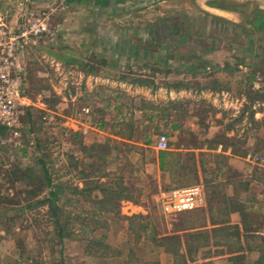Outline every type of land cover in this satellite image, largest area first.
I'll return each instance as SVG.
<instances>
[{
    "label": "rangeland",
    "instance_id": "374dc122",
    "mask_svg": "<svg viewBox=\"0 0 264 264\" xmlns=\"http://www.w3.org/2000/svg\"><path fill=\"white\" fill-rule=\"evenodd\" d=\"M23 4L44 13L47 29L24 47L22 64L31 102L24 127L17 136L0 133V264H160L164 252L174 257L169 264H182L181 238L191 240V247L221 243L227 245V251L243 244L248 254L234 264H264V196L246 204L247 210L237 204L244 222L240 240L231 235L233 225L212 234L198 230L195 237L190 236L196 231L193 229L205 224L201 207L208 197L218 208L219 219L236 207L225 197L229 183L236 181V187L242 189L250 179L251 191L264 193V92L252 88L263 74L249 75L247 71L244 79L236 78V106H227L223 102L233 100L235 93L216 81L212 101L200 89L170 100L168 91L160 89L169 83L164 69L133 67V75H124L123 66L107 59L112 74L107 71L105 75L102 59L91 58L96 76L106 80L91 91L86 90L85 80L78 84L82 87L80 99L65 109L66 115L76 118L75 113H81L84 106H91L92 112H82L85 118L80 116L78 124L87 121L77 129L82 133L75 132L71 123L68 128L62 121L57 52L63 44L61 35L87 33L83 27L80 32L77 28L76 32L72 28L63 32L56 16L67 3L53 1L42 11L35 0H7L0 6H11L9 18L20 21L18 11ZM247 7L248 3L240 4L246 13ZM210 35H218L217 27ZM71 45L84 51V45ZM71 75H65V87L72 90L76 85ZM199 77L178 83L199 88L206 82ZM136 85L146 91L137 92ZM105 97L111 99L112 107L103 108ZM169 101L175 106H169ZM206 116L219 122L210 124ZM105 117L107 124H102ZM162 133L168 135L167 151L171 153L165 156L163 169L160 150L155 148ZM226 149L238 157L224 153ZM249 154L258 158L250 160ZM42 165L53 183L65 187L58 201L59 222L65 225L62 241L57 238L59 224L47 205H32L46 196ZM190 185L201 186L199 206L165 215L157 203L158 192ZM35 187L40 189L38 194L31 192ZM102 187L107 188L106 196ZM126 193L131 200L119 197ZM173 235L177 238L170 239Z\"/></svg>",
    "mask_w": 264,
    "mask_h": 264
},
{
    "label": "crops",
    "instance_id": "0c3cea01",
    "mask_svg": "<svg viewBox=\"0 0 264 264\" xmlns=\"http://www.w3.org/2000/svg\"><path fill=\"white\" fill-rule=\"evenodd\" d=\"M6 1L0 0V4ZM53 1L58 4L67 3L68 6L56 16L57 23L63 26V32L65 28H72L73 32L77 28V32H80V27H83L84 33H87L82 36L61 35L63 44L57 52L62 75L61 92H58L62 100V121L68 128L72 124L75 132L80 133L77 130L79 125L87 121L78 124L79 117L84 116L82 112H92L91 106H84L81 113H75L76 118L66 115L65 109L80 99L82 87H78V84L85 80L86 90L91 91L92 87L106 80L96 76L97 67L95 62L91 64V58L102 59L105 67L101 71H105V75L107 71L112 74V68L106 65L107 59L123 66L122 70H126L124 75H133L130 71L133 67L164 69L169 83L160 89L168 91L170 100L200 89L208 101H212L215 93L212 83L216 81L235 93L233 100L223 102L227 106H236V78L244 79L243 75L247 71L249 75L257 72L264 75V0H35V3L42 11L52 6L50 3ZM241 3H248V18L244 8H240ZM215 26L218 35H210ZM71 44L84 45V51L80 52ZM102 65L100 63L99 67L102 68ZM70 73L72 83L76 85L72 90L65 87V75ZM196 75L206 81L199 88L188 83H178L189 80V77L194 80ZM176 77L179 78L177 82ZM133 89L137 92L146 91L142 85H136ZM169 104L175 106L170 101ZM102 105L103 108L112 107L111 99L105 97ZM205 118H209L207 122L213 124L211 116ZM106 120L105 117L100 122L107 124ZM219 149L222 151L221 147ZM223 152L238 157L235 152L230 153L227 149ZM248 181L242 189L236 187V181L228 184L230 187L225 197L233 200L236 207L228 209V213L221 219L216 213L218 208L209 203L208 197L201 207L205 224L193 229L196 231L190 236L198 234V230H207L212 234V231L221 227L233 225L234 234L231 235L240 240L239 232L242 237L244 222L242 216L238 215L237 206L247 210L246 204L262 200L264 196L263 192L256 194L251 191L252 180ZM251 212L257 213L254 210ZM181 241L179 256L184 264H234L241 256L248 254L243 244L227 251V245L225 247L221 243L191 247V240L181 238ZM163 255L165 260L160 264L172 262L173 256L169 252Z\"/></svg>",
    "mask_w": 264,
    "mask_h": 264
},
{
    "label": "built area",
    "instance_id": "2783aa9c",
    "mask_svg": "<svg viewBox=\"0 0 264 264\" xmlns=\"http://www.w3.org/2000/svg\"><path fill=\"white\" fill-rule=\"evenodd\" d=\"M26 1V0H25ZM11 6H0V126L4 131L17 136L24 127V121L30 112L31 102L26 88V70L22 64L24 47L28 40L42 37L47 24L44 13L23 4L20 8V21H12ZM254 89L264 92V77L258 75ZM155 148L169 150L170 141L166 133L158 135ZM257 156L248 155V159ZM200 185L160 190L157 203L165 215L196 209L201 200Z\"/></svg>",
    "mask_w": 264,
    "mask_h": 264
},
{
    "label": "trees",
    "instance_id": "16d2710c",
    "mask_svg": "<svg viewBox=\"0 0 264 264\" xmlns=\"http://www.w3.org/2000/svg\"><path fill=\"white\" fill-rule=\"evenodd\" d=\"M176 128L178 127V125H174ZM4 131V128L0 126V133H2ZM171 154L170 151L167 150H163V151H158V157H159V166L161 169H163L165 167L164 164V158L165 156ZM31 171V169H30ZM42 175H43V182L46 186V196L44 199H41L39 201H37L36 203L32 204V205H40V204H46L47 207L49 208V211L52 213V216L54 217V222L55 224H59V228H58V232H57V238L59 241H62L65 237V234L63 233L64 229H65V225H62L59 222V214L58 211L60 209V206L58 204L59 198L61 197V195L63 194V190L65 189V187L60 184V183H53L51 176L48 172V170L44 167V165H42ZM22 177V179L25 178V176H20ZM33 180V177H32ZM103 193L104 196H106L107 193V188L106 187H102L100 189ZM32 193L34 194H38L40 192V189H37V187H35L32 191ZM119 197L121 199H126V200H131V195H129L128 193H126V195H119ZM174 237H169L170 239H174L177 238L176 235H173ZM166 236H163L162 238H164L163 240H166L165 238ZM178 242L180 243V239L178 238ZM235 258V257H231ZM184 264V263H183Z\"/></svg>",
    "mask_w": 264,
    "mask_h": 264
}]
</instances>
